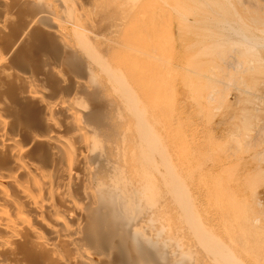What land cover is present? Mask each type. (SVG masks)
Returning a JSON list of instances; mask_svg holds the SVG:
<instances>
[{
  "label": "bare ground",
  "instance_id": "bare-ground-1",
  "mask_svg": "<svg viewBox=\"0 0 264 264\" xmlns=\"http://www.w3.org/2000/svg\"><path fill=\"white\" fill-rule=\"evenodd\" d=\"M157 7L0 0V264H264L243 203L203 216V188L160 156L156 121L176 87ZM198 63L182 77L195 100Z\"/></svg>",
  "mask_w": 264,
  "mask_h": 264
},
{
  "label": "rangeland",
  "instance_id": "rangeland-1",
  "mask_svg": "<svg viewBox=\"0 0 264 264\" xmlns=\"http://www.w3.org/2000/svg\"><path fill=\"white\" fill-rule=\"evenodd\" d=\"M146 4L161 8L164 21L172 24L166 44L173 45L168 54L174 60L171 79L176 89L168 99L173 103L171 112L159 115L156 121L160 156L164 154L183 181L203 188V216L220 206L243 203L255 232L264 234V32H259L264 30V18L261 25L246 20L249 27H242L249 16L258 13L264 17V0H146ZM245 44L250 46L248 50ZM193 62L207 67L200 72L202 97L198 100L192 99L191 89L182 88V77ZM160 100L167 105V98ZM225 184L234 191L212 195L205 189ZM206 227L203 231L222 239V233ZM213 234H209L211 240ZM211 240L204 246L213 243Z\"/></svg>",
  "mask_w": 264,
  "mask_h": 264
}]
</instances>
